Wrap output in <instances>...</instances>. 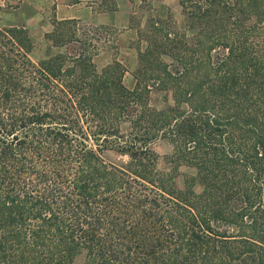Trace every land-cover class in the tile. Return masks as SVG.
I'll return each instance as SVG.
<instances>
[{
    "label": "trees",
    "instance_id": "1",
    "mask_svg": "<svg viewBox=\"0 0 264 264\" xmlns=\"http://www.w3.org/2000/svg\"><path fill=\"white\" fill-rule=\"evenodd\" d=\"M179 3L185 29L141 30L133 88L75 20L47 38L79 50L38 62L0 27V264H264V0Z\"/></svg>",
    "mask_w": 264,
    "mask_h": 264
},
{
    "label": "rangeland",
    "instance_id": "2",
    "mask_svg": "<svg viewBox=\"0 0 264 264\" xmlns=\"http://www.w3.org/2000/svg\"><path fill=\"white\" fill-rule=\"evenodd\" d=\"M109 3L114 4V0ZM131 32L120 36L116 29H104L102 33L100 27L90 26L88 24H79L81 31H77V37L85 40L88 48L92 53H96L94 61L101 69L111 63L114 56L126 66L127 72L124 82L127 87L133 88L135 85L134 72L138 66V50L145 49L147 42L141 30L147 28L149 21L156 19H165L166 23L180 30L185 29V18L182 12L179 0H131ZM17 0H0V27H11L25 24L28 28L26 19L31 12L29 9L20 6ZM110 5V4H109ZM35 31L30 30L35 41V48L31 54L32 59L36 62L47 59L49 55L57 53H75L79 50L77 44H68L63 47L53 46L42 30L36 27ZM31 29V28H29ZM88 35V36H87ZM91 37L88 40L87 37ZM142 36V37H140ZM150 104L156 108H162L165 105L164 93L153 90L150 94ZM127 127V125H126ZM153 149L159 154V167L163 166L164 158L167 155L174 154L176 147L167 141L159 140L153 145ZM108 161L124 164L128 161V157L109 151L105 154ZM180 175L177 178L180 187L184 186L185 175H196V169L182 165ZM196 192H201L202 186L197 183Z\"/></svg>",
    "mask_w": 264,
    "mask_h": 264
},
{
    "label": "crops",
    "instance_id": "3",
    "mask_svg": "<svg viewBox=\"0 0 264 264\" xmlns=\"http://www.w3.org/2000/svg\"><path fill=\"white\" fill-rule=\"evenodd\" d=\"M21 7L29 9L26 22L30 30L39 27L43 35L54 28V20H75L104 29H116L120 36L131 32V0H17ZM112 2V0H110ZM110 4V5H109Z\"/></svg>",
    "mask_w": 264,
    "mask_h": 264
}]
</instances>
